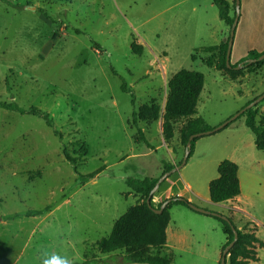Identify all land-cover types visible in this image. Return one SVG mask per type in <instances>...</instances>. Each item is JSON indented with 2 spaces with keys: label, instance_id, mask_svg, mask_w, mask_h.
<instances>
[{
  "label": "rangeland",
  "instance_id": "1",
  "mask_svg": "<svg viewBox=\"0 0 264 264\" xmlns=\"http://www.w3.org/2000/svg\"><path fill=\"white\" fill-rule=\"evenodd\" d=\"M224 1L233 19L236 0ZM230 30L213 0H0V106L40 112L0 108V264H40L45 250L74 264L124 263L121 252L103 255L98 243L143 202L128 180L159 179L163 163L177 168L187 151L180 135L184 120L173 125L169 142L162 118L140 123L149 147L136 143L134 111L157 105L162 116L168 81L182 69L204 75L198 115L213 128L264 93V69L247 74L242 87L207 66L220 55L205 49ZM123 81L134 105L121 91ZM253 110L261 132L264 101ZM254 140L240 116L200 138L174 180L185 200L226 218L235 214L234 223L258 229L264 243V151ZM224 160L236 161L257 188V197L248 193L240 209L258 228L246 215L210 201L209 183ZM72 164L80 176L94 178L84 182ZM172 177L154 194L156 205L175 194L168 191ZM171 219L173 264H218L226 241L218 220L180 205ZM259 258L264 264V248Z\"/></svg>",
  "mask_w": 264,
  "mask_h": 264
},
{
  "label": "trees",
  "instance_id": "2",
  "mask_svg": "<svg viewBox=\"0 0 264 264\" xmlns=\"http://www.w3.org/2000/svg\"><path fill=\"white\" fill-rule=\"evenodd\" d=\"M213 3L218 8L220 19L224 21L226 25L232 27L235 17L233 19L229 18L228 3L224 0H213ZM18 8L20 7L18 6ZM228 41L229 39L221 46L205 49L206 52L210 53L219 51L220 55L217 61L210 60V62H207L208 67L215 66L216 70L235 81L247 74L259 71L264 66V61H256L255 63L248 64L247 60H258L264 55V52H250L245 59L235 65L231 64V67L228 68L226 63ZM132 51L136 54H140V47L132 44ZM239 66L242 67L238 69ZM204 83V75L200 72L182 69L175 73L168 81V96L162 116L160 115V107L157 105L143 106L138 111H134L132 116V127L136 130L135 142L138 144L144 143L149 147V143L143 131L139 128V124L157 121L160 118H162V134L165 142H169L174 136L173 125L176 122L185 121V126L180 132L184 147L188 146L191 136L213 131L215 128L209 126L202 118L197 117L198 101L203 91ZM121 91L125 94H130L131 104L134 105L135 96L133 92L127 88L125 81L121 84ZM253 101L248 102L245 107ZM0 108L18 111L21 115H40V112L36 108H31L28 112L17 110L14 106L6 104H2ZM241 117H245L246 126L255 137L256 149L264 151V130L259 132L257 129L256 111L253 109L248 110L241 115ZM47 124L51 126L50 122H47ZM229 126L230 124L226 128ZM214 134L216 133L212 135ZM199 139L200 138H196L191 142L190 154L187 162L191 158L195 143ZM72 166L74 172L80 176L75 166L73 164ZM175 168V166L163 163V175L172 172ZM238 172L239 167L236 163L229 160H224L220 163L218 167L219 177L213 180L209 186L210 201L213 204H224L229 201H234L240 196L241 187ZM80 177H82L84 182H87L93 179L94 175L90 174ZM157 182L158 179L150 178H145L143 180H128V188L139 195L143 202L130 208L114 223L109 238L102 239L98 243L101 254L109 255L115 252H121L124 258L123 264H173V257L171 255L163 256V250L166 248V229L170 222L169 211L174 205H180L191 211L193 210L190 208V203L187 200L178 196H173L164 201H170V204L163 213L156 214L152 208L154 206L150 207L147 201L150 199V195L155 189ZM150 201L153 205V197ZM164 202L154 208L160 209ZM210 217L221 223L223 233L226 236V243L223 246L222 253L225 248L233 242L234 232L238 234V240L235 246L227 255L226 264H251L260 261L257 250L263 249L264 243L257 237V230L249 231L248 228L250 225H244L242 228H238L234 223V216L232 218H226L222 215H220V217L211 215ZM153 252L157 253L153 254Z\"/></svg>",
  "mask_w": 264,
  "mask_h": 264
},
{
  "label": "crops",
  "instance_id": "3",
  "mask_svg": "<svg viewBox=\"0 0 264 264\" xmlns=\"http://www.w3.org/2000/svg\"><path fill=\"white\" fill-rule=\"evenodd\" d=\"M229 36H230V34H229ZM229 36L225 37L219 43V45H217V47L225 44L227 42V40L229 39ZM250 52H258V53L264 52V0H241V15H240V19H239V22H238V26H237L236 31H235L234 42H233L231 58H230L231 64L235 65V64L239 63L241 60L245 59ZM210 68H214L215 69V66L210 67ZM261 69H264V66ZM261 69L259 71H262ZM259 71H257L258 76L261 74V72H259ZM218 72L223 77L228 78L222 72H220V71H218ZM246 76H247L246 78L245 77H241V78H239V79H237L235 81H238V83H240L241 86L243 87V83L241 81H243V80H245V79H247L249 77L248 75H246ZM251 77H252V79L256 78L255 75H252ZM199 100H200V98H199ZM198 103H199V101H198ZM197 110H198V107H197ZM197 117H200V118H202L205 121V119L202 116H199L198 114H197ZM245 126H246V119H245ZM254 144H255V140H254ZM232 162L235 163L236 161H232ZM220 163H219V165H220ZM219 165H218V167H219ZM217 173H218V168H217ZM218 177H219V174H218ZM238 177H239L240 187H241L240 196H238L234 201H229V202L224 203V204L228 205L229 208H231V210H233L235 212H240V213L246 215V218L249 221H251V223L256 225V227L258 228V226L256 224L257 221L254 219V217L250 216V214L245 213V212H243L240 209V205H242L244 203L245 199H250L248 197V193H250L252 196L257 197V194L256 195L252 194V193L255 194L257 192V188H252V186H250L247 174L243 173L241 171L240 167H239ZM169 181H167L165 183V185ZM179 182L180 181L178 179H175L174 182L172 183V185L168 186L169 187L168 191L170 193L172 191L175 193L171 197L178 196V197H181V198H185L184 194L182 192H179V189L177 188V184ZM210 183H209V186H210ZM252 185L256 186V184H254V183ZM208 189H209V187H208ZM161 190H162V188H161ZM168 191H167V193H169ZM168 197L170 198V196H166V198H168ZM209 199H210V191H209ZM187 201L190 203V202H192V199L189 198ZM155 203H157V201L155 200V198H153V205L152 206L157 207L158 205H156ZM174 206H178V205H174ZM174 206H172L170 211H169L170 212V222H169L168 227L166 229V248L163 250L164 251L163 252V256L171 255L173 257L172 250L175 248L173 246V242L175 240V236L176 235H175L174 229L171 226V223H172L171 222L172 221V219H171V210H172V208ZM233 216H235V214H233ZM221 227H222V225H221ZM237 227L241 228V227L238 226V224H237ZM252 227H254V226L252 225ZM257 231H258V229H257ZM257 231H256V235H257ZM222 232H223V230H222ZM225 238H226V236H225ZM225 243H226V241H225ZM222 249H223V247H222ZM222 249H221V252H220V257H219L218 264H220V261H221ZM259 250L260 249L257 250L258 257H259ZM259 260H260V258H259ZM259 262L258 263H251V264H259Z\"/></svg>",
  "mask_w": 264,
  "mask_h": 264
},
{
  "label": "water",
  "instance_id": "4",
  "mask_svg": "<svg viewBox=\"0 0 264 264\" xmlns=\"http://www.w3.org/2000/svg\"><path fill=\"white\" fill-rule=\"evenodd\" d=\"M240 5H241V1L240 0H236V16H235V20L234 23L231 27L230 30V36H229V41H228V49H227V56H226V63H227V67L230 68L231 67V62H230V58H231V52H232V46H233V42H234V36H235V31H236V27L238 25V21L240 18ZM256 61H264V55H262L258 60H247L248 64L251 63H255ZM242 66H239L238 69H240ZM264 100V94L261 95L260 97H258L256 100H254L251 104H249L248 106H246L244 109H242L238 114H236L234 117H232L229 121L225 122L224 124H222L221 126L215 128L213 131L211 132H207V133H201V134H197V135H193L189 138V142H188V146H187V151L185 153V156L183 158V161L181 163L180 166H178L177 168H175L172 172L170 173H166L164 175H162L157 182V185L155 187V189L152 191L151 195H150V199L154 196V194L161 188V185L168 180L170 177H172L173 175H175L177 172H179V170L184 167L187 163V159L188 156L190 154V146H191V142L196 139V138H202L205 136H211L213 133H217L220 132L221 130H223L224 128H226L229 124H231L232 122H234L236 119H238L241 115H243L246 111L253 109L255 106H257L259 103H261ZM150 199L147 201L148 205L150 207H152L151 201ZM170 204V201H166L164 202L160 209H156L154 207L153 211L156 214H162L163 211L168 207V205ZM190 208L202 215H206V216H216V217H220V215L218 214H213L211 212H208L207 210L198 208L196 206H194L193 204L190 203ZM238 240V234L236 232H234V240L231 244H229L225 250L222 253V257H221V261L220 264H226L227 261V255L229 253V251L235 246L236 242Z\"/></svg>",
  "mask_w": 264,
  "mask_h": 264
},
{
  "label": "clouds",
  "instance_id": "5",
  "mask_svg": "<svg viewBox=\"0 0 264 264\" xmlns=\"http://www.w3.org/2000/svg\"><path fill=\"white\" fill-rule=\"evenodd\" d=\"M40 264H74L73 260L68 256H61L48 251H42L40 254Z\"/></svg>",
  "mask_w": 264,
  "mask_h": 264
},
{
  "label": "built area",
  "instance_id": "6",
  "mask_svg": "<svg viewBox=\"0 0 264 264\" xmlns=\"http://www.w3.org/2000/svg\"><path fill=\"white\" fill-rule=\"evenodd\" d=\"M176 177V175H174L171 179H173L174 180V178ZM177 178V177H176Z\"/></svg>",
  "mask_w": 264,
  "mask_h": 264
}]
</instances>
